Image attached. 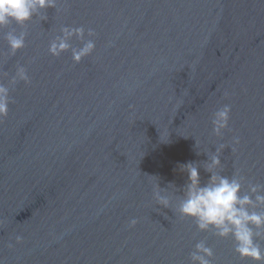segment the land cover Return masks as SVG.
Here are the masks:
<instances>
[{"label":"water","instance_id":"obj_1","mask_svg":"<svg viewBox=\"0 0 264 264\" xmlns=\"http://www.w3.org/2000/svg\"><path fill=\"white\" fill-rule=\"evenodd\" d=\"M65 27L94 40L79 63L75 36L59 56L48 51ZM13 29L26 33L15 54ZM17 67L30 83L9 85ZM0 83L11 101L0 120L4 264H193L201 241L212 264H254L177 209L181 165L195 164L206 184L221 144L217 171L243 177L241 195L264 185V0H57L0 30Z\"/></svg>","mask_w":264,"mask_h":264},{"label":"clouds","instance_id":"obj_2","mask_svg":"<svg viewBox=\"0 0 264 264\" xmlns=\"http://www.w3.org/2000/svg\"><path fill=\"white\" fill-rule=\"evenodd\" d=\"M56 4L57 0H0V30L13 23L24 26L41 10L55 8ZM87 35L94 37L95 33L89 29ZM25 36V32L17 35L14 29L7 32L6 39L12 54L25 46ZM73 36L83 41V46L79 49L71 48L74 62L79 63L94 51V40H85L82 27H65L62 29V35L51 41L48 49L50 54L59 56L69 50V40ZM18 80L30 83L24 67H17L9 85L14 86ZM10 102L9 86L0 83V120L7 117ZM230 111V106L225 105L214 114L213 132L217 136H222L223 130L228 127ZM239 143V137L234 136L233 145ZM225 147L226 145L221 144L210 156L206 170L211 175L204 185H201L199 169L195 164L181 165V170L187 172L188 180L177 211L181 217L193 219L201 232H212L219 238L231 237L234 250L241 259L250 260L254 264H264V185L250 183L248 191L241 195L243 177L238 174L231 177L219 174L217 169L221 166L220 153ZM231 150L235 151V147ZM154 197L158 205L163 208L170 207V198L161 195L159 185L154 189ZM258 208L261 210L257 211ZM136 224L137 220L132 219L129 226L134 227ZM15 240L20 243L22 237L17 235ZM8 247L12 248L13 245L9 244ZM213 256L212 248L201 241L195 245L191 261L193 264H212ZM0 264H4L3 259H0Z\"/></svg>","mask_w":264,"mask_h":264}]
</instances>
